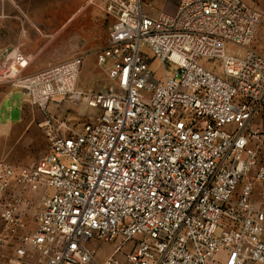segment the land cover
Wrapping results in <instances>:
<instances>
[{
	"label": "built area",
	"instance_id": "obj_1",
	"mask_svg": "<svg viewBox=\"0 0 264 264\" xmlns=\"http://www.w3.org/2000/svg\"><path fill=\"white\" fill-rule=\"evenodd\" d=\"M105 10V89L79 88L83 55L28 71L19 51L4 69L44 112L47 143L30 165L0 160L8 264H264V13L243 0ZM64 98L92 115L52 114ZM93 243L113 250L100 260Z\"/></svg>",
	"mask_w": 264,
	"mask_h": 264
},
{
	"label": "rangeland",
	"instance_id": "obj_2",
	"mask_svg": "<svg viewBox=\"0 0 264 264\" xmlns=\"http://www.w3.org/2000/svg\"><path fill=\"white\" fill-rule=\"evenodd\" d=\"M106 2L0 0V160L19 166L30 165L41 157L47 145L40 127L44 112L5 79L4 69L13 55L20 51L33 57L28 71L83 55L79 88L84 91L105 89V72L97 66L95 53L106 44L112 25L106 14ZM142 2L144 11H174L164 4V0ZM229 50L236 48L230 46ZM150 66L154 71L159 69L157 60H152ZM158 75H161V70H158ZM49 110L60 117L91 114L84 100L72 101L69 98L51 102ZM92 245L100 260L113 250V246L107 243ZM130 248L131 244L126 246V249ZM10 254L11 248L0 245V264H8Z\"/></svg>",
	"mask_w": 264,
	"mask_h": 264
},
{
	"label": "crops",
	"instance_id": "obj_3",
	"mask_svg": "<svg viewBox=\"0 0 264 264\" xmlns=\"http://www.w3.org/2000/svg\"><path fill=\"white\" fill-rule=\"evenodd\" d=\"M153 0H148V3L151 2ZM155 1H163V0H155ZM165 1V5L166 6H170L172 7V10L174 8V10L176 9L178 3H179V0H164ZM172 1L170 4L172 5H169V2ZM245 2H247L248 4H251L257 8H259L260 10H262V12L264 13V0H243ZM146 3V2H145ZM151 4V3H150ZM148 14L150 15H157L158 13L160 12H163V10H161L160 12H149V11H146ZM165 12V11H164ZM253 48L256 49L258 52L260 53H263L264 54V16H263V20L262 22L260 23L259 27H258V31H257V35H256V39L255 41L253 42ZM9 120H11V117L9 116ZM259 122L260 123H263L264 124V111L262 113V116L261 118L259 119Z\"/></svg>",
	"mask_w": 264,
	"mask_h": 264
}]
</instances>
